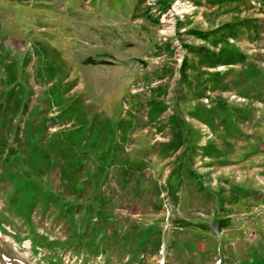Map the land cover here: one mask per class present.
<instances>
[{"label": "rangeland", "instance_id": "374dc122", "mask_svg": "<svg viewBox=\"0 0 264 264\" xmlns=\"http://www.w3.org/2000/svg\"><path fill=\"white\" fill-rule=\"evenodd\" d=\"M0 264H264V0H0Z\"/></svg>", "mask_w": 264, "mask_h": 264}]
</instances>
